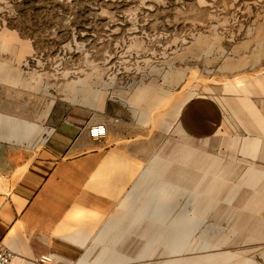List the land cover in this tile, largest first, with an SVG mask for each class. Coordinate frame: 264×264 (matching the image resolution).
<instances>
[{"label": "rangeland", "instance_id": "rangeland-1", "mask_svg": "<svg viewBox=\"0 0 264 264\" xmlns=\"http://www.w3.org/2000/svg\"><path fill=\"white\" fill-rule=\"evenodd\" d=\"M247 68H264V0H0V171L61 121L96 116L133 161L121 198L146 223L126 226L139 235L130 251L153 264H264V131L244 128L251 111L220 92ZM27 122L41 126L34 136ZM136 215H118V231Z\"/></svg>", "mask_w": 264, "mask_h": 264}, {"label": "crops", "instance_id": "crops-1", "mask_svg": "<svg viewBox=\"0 0 264 264\" xmlns=\"http://www.w3.org/2000/svg\"><path fill=\"white\" fill-rule=\"evenodd\" d=\"M220 92L238 97L251 111L244 128L264 131V68L234 72L220 81ZM221 110H228L223 102ZM95 122L105 121H61L27 162L0 171V242L16 254L13 264H48L43 256L53 264H77L89 249L94 253L97 239H105L108 224L133 213L134 202L121 198L133 179V161L114 148L110 133L90 135ZM118 202L114 219L103 223L102 215ZM97 227L104 229L93 239Z\"/></svg>", "mask_w": 264, "mask_h": 264}, {"label": "bare ground", "instance_id": "bare-ground-1", "mask_svg": "<svg viewBox=\"0 0 264 264\" xmlns=\"http://www.w3.org/2000/svg\"><path fill=\"white\" fill-rule=\"evenodd\" d=\"M166 98H168V97H166ZM104 103H105V96L103 97L102 102L100 104L101 109H103ZM185 103L182 105L181 108L178 109L179 114L182 112V108H184ZM163 104H166V103H163ZM164 107L165 106H163V108ZM13 124L15 125L16 128L14 130L11 129L9 135L16 138V139H11V140H14V141L16 140L17 143L18 142L23 143L24 140L19 138L18 135H16V131L20 128V125L17 124L16 122H13ZM39 126H40L39 124H33V123L27 122L25 124V127H26V129L29 130V132L26 133L24 136H26V137L34 136V133H32V132L36 128H38ZM41 133H42V129H41ZM9 135H7V136H9ZM167 195H168L167 190L166 191L163 190L161 197L167 198ZM150 208H151V206H150ZM150 208H148V210ZM162 209H163V206L160 207V210H162ZM144 212L141 210H138V209L133 211V213L137 214L136 217L133 219H130L128 222H125V224L120 226L121 230L123 231L120 239L119 238L116 239L115 235L111 236L109 239H106L107 241H105L103 239H99V240L97 239V243H96V246L94 248V253L92 254V249H89L88 253L77 264H153V263L146 261V259H145L146 257H145V255H143L144 253L141 251V249L135 248L137 250L136 252L130 251V247L134 246L133 244H135L136 240L139 238L138 237L139 235L133 236V235H128V234L126 235L125 234L127 227H129L128 232L130 234H131L132 230L133 231H142L143 229H145V228H143V226L146 223V221H144V218H145ZM159 212H161V211H159ZM146 217L148 218L150 216L146 215ZM158 217H160V213H159ZM149 222H150V219H148V223ZM117 227H118V224H116V223L114 225L108 224V226L106 227V230L102 236L107 235L110 232L112 233L113 231L115 232V229L118 230ZM133 231H132V233H133ZM108 235L106 237H108ZM183 237H185V236H179L177 239H180ZM232 259H234V258H232ZM251 263L254 264L252 261H251Z\"/></svg>", "mask_w": 264, "mask_h": 264}, {"label": "built area", "instance_id": "built-area-1", "mask_svg": "<svg viewBox=\"0 0 264 264\" xmlns=\"http://www.w3.org/2000/svg\"><path fill=\"white\" fill-rule=\"evenodd\" d=\"M90 135L95 139H100L108 135L109 129L106 122H95L89 127ZM16 254L0 242V264H13ZM42 262L52 264L51 256H43Z\"/></svg>", "mask_w": 264, "mask_h": 264}]
</instances>
